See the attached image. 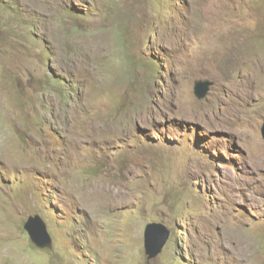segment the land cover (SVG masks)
<instances>
[{
	"label": "rangeland",
	"instance_id": "1",
	"mask_svg": "<svg viewBox=\"0 0 264 264\" xmlns=\"http://www.w3.org/2000/svg\"><path fill=\"white\" fill-rule=\"evenodd\" d=\"M263 125L264 0H0V264H264Z\"/></svg>",
	"mask_w": 264,
	"mask_h": 264
},
{
	"label": "water",
	"instance_id": "2",
	"mask_svg": "<svg viewBox=\"0 0 264 264\" xmlns=\"http://www.w3.org/2000/svg\"><path fill=\"white\" fill-rule=\"evenodd\" d=\"M212 84L209 82H198L195 86V95L198 98H203L207 92L209 91V87ZM261 136L264 140V125L261 129ZM25 231L28 233L30 240L32 243L40 249H51L52 247V240L49 236L46 226L43 221L35 216L29 218L25 227ZM151 231L147 230L145 232V241H144V248L146 255L149 259L156 257L162 250L167 237L168 232L164 227L161 225H154L150 227Z\"/></svg>",
	"mask_w": 264,
	"mask_h": 264
}]
</instances>
